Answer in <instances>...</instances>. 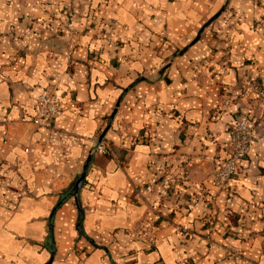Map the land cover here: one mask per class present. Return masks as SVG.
I'll return each mask as SVG.
<instances>
[{"label":"crops","instance_id":"0c3cea01","mask_svg":"<svg viewBox=\"0 0 264 264\" xmlns=\"http://www.w3.org/2000/svg\"><path fill=\"white\" fill-rule=\"evenodd\" d=\"M256 80L264 0H0V264H264ZM47 87L64 111L40 126ZM239 115L251 149L219 188Z\"/></svg>","mask_w":264,"mask_h":264},{"label":"built area","instance_id":"2783aa9c","mask_svg":"<svg viewBox=\"0 0 264 264\" xmlns=\"http://www.w3.org/2000/svg\"><path fill=\"white\" fill-rule=\"evenodd\" d=\"M243 93L250 95L251 93L257 96H263L264 90L256 85L243 88ZM36 117L35 122L40 126L49 125L53 119L59 117L63 111L60 97L55 88L47 87L43 89L36 102ZM254 126L249 117L239 115L234 119L233 124L229 129L230 137V153L228 158L223 164L214 172V181L217 187L225 188L229 182L235 177L237 167L240 161L246 159L251 149V143L253 139ZM94 152L111 153L110 145L100 140L95 145ZM135 188L137 196L144 198V200L150 203L153 188L151 185L145 184L142 179L135 181ZM152 209H156V206L151 205ZM182 232L190 233V227L188 225L177 226ZM213 228L211 227L210 230ZM227 254L229 256L237 257L235 251L228 248Z\"/></svg>","mask_w":264,"mask_h":264},{"label":"rangeland","instance_id":"374dc122","mask_svg":"<svg viewBox=\"0 0 264 264\" xmlns=\"http://www.w3.org/2000/svg\"><path fill=\"white\" fill-rule=\"evenodd\" d=\"M253 85H256V86H258V87H260V88H262L263 90H264V85H263V83L260 81V80H256V81H245L244 83H243V87L242 88H247V87H249V86H253ZM243 95L244 96H246L248 99L250 98V99H254V100H256V101H258V102H260V105H263L262 107H263V109H264V95L263 96H257L256 94H254L253 95V93H251L250 95H245L244 93H243ZM243 116H245V115H243ZM246 117H248V116H246ZM250 118V117H249ZM251 119V118H250ZM251 122H252V124H253V126H254V129H255V124H254V122H253V120L251 119ZM254 129H253V133H254ZM214 221V220H213ZM211 222L210 224H209V227H208V234H206L205 235V238H206V240L208 239V238H210V236L212 235V233L215 231V229H216V224H215V222ZM176 226H178V225H176ZM213 228L212 230H210V228ZM178 228V227H177ZM179 229V228H178ZM180 230V229H179ZM191 230V229H190ZM209 240V239H208ZM211 246H212V244L211 245H209V248L211 249ZM228 248L229 249H231V250H233V251H235V253L237 254V256H238V258L237 257H234V256H229L228 254H227V251H228ZM221 249V248H220ZM225 257H224V259H232V260H235V261H238V260H241L242 259V253L238 250V249H236V248H234V247H231V246H226V248H225ZM219 261H221V259H219Z\"/></svg>","mask_w":264,"mask_h":264},{"label":"water","instance_id":"95a60500","mask_svg":"<svg viewBox=\"0 0 264 264\" xmlns=\"http://www.w3.org/2000/svg\"><path fill=\"white\" fill-rule=\"evenodd\" d=\"M84 179H85V173H83L79 179L76 181L75 183V191H74V196L75 198L78 200V197H79V192H80V189L83 185V182H84Z\"/></svg>","mask_w":264,"mask_h":264}]
</instances>
